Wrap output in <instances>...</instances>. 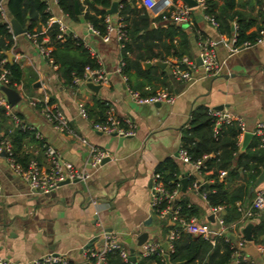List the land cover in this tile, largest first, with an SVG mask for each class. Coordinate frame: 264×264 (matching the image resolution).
Segmentation results:
<instances>
[{
	"label": "crops",
	"instance_id": "1",
	"mask_svg": "<svg viewBox=\"0 0 264 264\" xmlns=\"http://www.w3.org/2000/svg\"><path fill=\"white\" fill-rule=\"evenodd\" d=\"M112 1L117 2V7L118 0H110V3ZM171 1L174 3L179 0ZM259 1L235 0L236 11L256 20L247 33L255 31L256 25L262 27L264 24ZM49 2L50 13L57 14V6L51 0ZM147 14L151 17L149 12ZM191 14L192 20L186 26L180 25L188 34V57L197 58V40L200 37L209 38L214 43L213 52L220 64V72L214 77H205L198 67L193 72L192 80L184 83L167 73L166 65L162 70L170 75L167 78L168 86L162 87L158 82L153 84L156 85L155 89H164L171 94L173 101L158 106L138 105L132 101L125 83L115 71L120 58L115 41L110 39L104 43L98 36L87 33L81 14L77 15L76 20L67 16L63 20L70 32L87 43L90 56L108 73V84L100 86L95 92L84 85L65 83L58 65H50L23 33L13 37L10 48L4 51L5 59L20 66L22 82L14 89L20 99L11 106L12 111L32 127L38 138L55 148L64 161L77 169L90 170V176L84 180V189L79 183L69 182L45 193L35 192L10 170L0 154L1 256L13 264H34L38 257L52 252L65 255L71 264H79L84 262L83 245L91 239L90 246L99 245L98 233L101 229L118 234L130 256L136 253V236L142 232L147 233V240L158 241L165 248L167 233L162 232L159 223L163 220L157 219L149 207L148 182L155 165L167 157L175 161L186 181L187 176L192 174L190 164L180 161L173 153L179 148L181 129L196 106L221 107L224 116L231 120L239 119L243 131L237 138V152L255 150L257 139L252 130L258 121H264V39L249 47H235L231 39L235 22H229L227 33H220L216 25L201 18L195 9ZM154 62L147 63L151 66ZM0 95L4 96L1 91ZM24 95L34 98L46 95L52 99V103L68 120L74 135L53 130L39 110L27 103ZM95 101L111 107L115 118L129 119L134 126V135L118 136L92 130L90 120L77 115L76 104L83 102L84 105L92 106ZM25 109L29 113L27 118L23 116ZM245 133L250 135L244 137ZM79 137L84 138L86 144L81 143ZM88 145L105 150L109 154L108 161L91 169ZM34 146L28 142V151ZM39 161L44 163L42 157ZM263 170L264 167L261 168ZM259 173L249 187V192L253 194L257 189L264 188V180L254 186ZM226 181L224 174L223 182ZM180 195L196 207L197 219L207 221L211 230L216 229L214 219L212 222L207 219L210 215L209 206L198 192L186 184V190H179L176 199ZM246 202L243 200V203H239L242 209L249 207ZM222 213L223 208L220 216ZM256 221V217L243 219L240 216L237 226L233 228V243L239 236L243 238L241 230L247 223L253 227ZM258 245L263 244L251 239L244 240L238 247L246 264H264V256L258 251ZM228 264H234L232 257Z\"/></svg>",
	"mask_w": 264,
	"mask_h": 264
},
{
	"label": "trees",
	"instance_id": "2",
	"mask_svg": "<svg viewBox=\"0 0 264 264\" xmlns=\"http://www.w3.org/2000/svg\"><path fill=\"white\" fill-rule=\"evenodd\" d=\"M203 1L204 13L213 19L220 33H227L229 22H235L234 46L244 41L253 43L258 37V31L264 30L263 24L262 27L256 25L255 31L246 32L248 28L256 24V20L254 17L245 16L236 11L234 9L235 0ZM76 2L79 14L83 8L82 4L85 5V11L81 14L82 19L103 34L105 27L103 17L110 0H82V2L76 0ZM56 5L69 19H77L73 0H56ZM118 6L117 15L121 17L127 38L124 48L120 50V58L123 60L121 74L125 77L126 87L138 92L141 96L154 91L156 87L154 82L167 87V78L170 75H167L165 70L155 65L144 66L148 61H164L167 58H179L183 55L188 57V34L180 25L162 22L160 16L149 17L145 8L137 5V0H118ZM4 7L8 17L24 27L26 33H35L37 40L43 34L49 37V45L52 46L49 56L53 63L58 65L65 83H71L73 76H80L84 66L98 67L94 57L90 56L88 49L83 47L79 40L72 38L69 34L63 42L54 39L57 33L56 24H50L45 33H41V27L45 25L50 16L46 11L44 0H5ZM261 13L264 14L262 11ZM162 23H164L163 26H161ZM151 24L155 26L151 27ZM12 42L11 34L5 24L1 23L0 59L5 58L4 51L10 48ZM124 51L128 54L125 55ZM2 67L7 71L6 87L15 89L22 82L20 66L5 59ZM48 102L53 101L49 99ZM84 106L90 121L101 123L105 120V111L109 107L107 104L95 101L92 106ZM39 107V104L34 106L37 109ZM16 116L20 119L19 114L16 113ZM213 122L214 118L207 114L206 107L200 105L192 109L186 125L181 129L179 149L184 150L190 161H196L205 156L202 160L204 168L200 171L201 173L209 171V174L202 177L211 178L213 182L202 185L198 190L205 192V200L209 207L222 206L221 218L224 225L228 227L231 238L227 237L225 240L223 236H214L211 244L199 237L179 232L177 237L171 241L172 249L165 252L167 263L160 255L153 253L137 259V264H228L235 239L233 228L237 226V221L241 216L236 203H243V200H247V205L252 203L251 198L254 194L249 192V187L264 167V146L258 148V140H256L255 150L238 153L236 142L240 131L235 121L222 124L216 134H213ZM10 127L9 118L5 115L4 108L0 106V139L6 137L9 140L14 161L21 167H25L31 158L40 162L39 159L43 158L44 141L35 136L33 129L13 128L7 132ZM28 142L35 145L33 151H28ZM221 170L225 171L226 183L217 179V174ZM153 172L159 175L160 182L168 191L175 188L182 177L175 161L170 157L158 162ZM193 180V176H187L188 188ZM174 200L179 206L180 215L185 218L198 216L196 207L191 205L183 195ZM152 212L158 219L157 214ZM256 220L251 229V239L264 245L262 240L264 239V207L258 213ZM159 223L162 226V232L167 233L168 228L165 226V221ZM105 264H133V262L122 261L117 254L109 253L106 255Z\"/></svg>",
	"mask_w": 264,
	"mask_h": 264
},
{
	"label": "built area",
	"instance_id": "3",
	"mask_svg": "<svg viewBox=\"0 0 264 264\" xmlns=\"http://www.w3.org/2000/svg\"><path fill=\"white\" fill-rule=\"evenodd\" d=\"M46 4V11L49 13V18L45 25L42 26L41 33H45L47 26L54 23L57 25V33L54 39L63 42L66 35H71L72 38L77 39L81 42L82 46L88 49V45L85 41L80 39L74 33L67 29L64 22V17L66 16L58 7L57 14L52 15L50 13V2L49 0H44ZM53 4L56 5V0H51ZM195 5L193 7H188L181 0L177 2H172L171 0H137V5L143 6L147 13L151 14V17L160 16L162 22L172 23L174 25L187 24L192 20L191 11L195 9L198 15L209 20L213 25H216L211 17L204 13L205 4L203 0H193ZM5 0H0V23L5 24L8 32L11 34V26L9 23V17L6 14L4 7ZM57 6V5H56ZM83 8L81 14L85 11V5L82 4ZM116 12L113 14L105 13L103 21L105 24L104 33L100 34L98 30L87 21L85 23V29L87 33L94 36H98L102 42L107 43L110 39H113L117 45V48L122 50L124 48V42L126 41V35L124 30V24L122 23L121 17L117 15ZM157 8L153 11V8ZM260 11L264 13V0L260 1ZM113 15V17H111ZM24 36L35 46L37 52L50 64L55 65L49 56L52 46L49 45V37L46 34L37 40L35 33L28 34L23 33ZM12 36V35H11ZM14 36H12L13 38ZM232 43L234 45L235 39L232 35ZM264 39V30L258 31V37L254 39L253 43L242 42L240 45L235 47H249L254 44L259 43ZM199 65H196L194 59L189 58L185 55L179 58H167L163 62L167 65L170 70L172 77L178 81L188 83L193 78V72L196 68H201L202 73L205 77H214L220 72V64L216 61L213 52V41L209 38H199L197 40ZM127 55L128 52L124 51ZM5 62V58L0 59V85L6 86L8 79L6 77L7 71L2 67ZM123 66V60L118 59L115 71L121 76L122 81L125 83V77L121 74V67ZM109 81L108 73L100 68H90L84 66L83 71L80 76H73L72 84L75 86H82L86 82H91L93 84H99L100 86L107 85ZM18 85L15 87L17 88ZM127 89V92L132 99V101L138 105H153L155 103H171L173 101V96L169 94L164 89H155L153 92L141 96L138 92ZM23 96V93L20 92ZM27 103L34 107L39 104L38 108L40 114L44 120L50 125V127L55 131H65L70 135H74L73 131L68 126V120L64 114L58 109L54 103L48 102V97L43 95L41 98H34L24 95ZM0 106L4 108L5 115L9 118L10 132L11 129L17 128L20 130L32 129L31 126L24 123L19 119L16 114L12 111L11 106L6 101L5 97L0 95ZM76 113L79 117L87 119V113L83 102H77ZM207 114L214 118L213 122V134H216L220 130V126L224 123L230 121H235L239 131H243L242 122L239 119L231 120L224 116L221 110L214 108H207ZM90 127L92 130L104 133V134H115L118 136H132L134 135V126L129 119L119 120L115 118L112 114V108L108 107L105 111V120L101 123L90 121ZM252 134L256 136L258 140V145L260 147L264 146V121H258L252 130ZM36 137H38L35 134ZM81 143L86 144L84 138L79 137ZM42 156L44 163L37 162L34 158H31L25 167H21L18 163L14 161L13 151L11 144L6 137L0 139V154L4 157L7 166L10 170L17 176H19L28 186V188L35 192L45 193L51 189L58 186V183L67 180L72 182L73 180H82L90 176V170L87 169H77L64 161L60 154L50 145L44 143L42 145ZM89 153V166L91 169H96L102 162L104 158H107L109 154L96 146L88 145ZM176 158L182 162H187L192 168V174L190 176L194 177L193 182L190 185V189L199 193L201 198L205 200V192H199V187L202 185L211 184L213 179L211 178H201L203 175L208 174V171L202 172L203 169L202 160L190 161L183 149H179L176 152ZM225 171L221 170L217 174V179L219 181L223 180ZM180 189V182L176 184L175 188L168 191L164 188L159 180V175L152 172L149 186V207L152 211L157 214V217L165 221L167 226V234L165 240V248L158 241L145 240L140 245L137 246L136 253L134 256L133 264H137V259L147 257L153 253L158 254L164 259V253L172 249L171 241L177 237L179 232L187 233L193 237H199L213 243L214 236H223L225 240L230 237L228 233V227L224 225L223 220L220 216V210L222 206L209 207V214L212 215L214 222L216 223V229L211 230L209 223L207 221H200L195 216L188 218L180 215L179 206L175 204L174 199ZM238 211L241 213V218L247 219L249 217H257L258 213L262 211L264 207V188L257 189L254 192L251 205L246 209H242L239 203H236ZM100 238V243L97 247L88 246L82 249L83 259L86 264H105L106 255L109 253H115L119 256L122 261L130 260V253L124 248L122 241L118 234L112 230L101 229L98 233ZM244 243V240L239 236L238 240L232 244L231 257L234 264L244 263L246 264L245 258L239 253L238 247ZM258 251L264 256V245L257 246ZM69 261L66 259L65 255L59 253L48 252L40 257H38L34 264H68ZM0 264H13L9 259L0 255Z\"/></svg>",
	"mask_w": 264,
	"mask_h": 264
},
{
	"label": "water",
	"instance_id": "4",
	"mask_svg": "<svg viewBox=\"0 0 264 264\" xmlns=\"http://www.w3.org/2000/svg\"><path fill=\"white\" fill-rule=\"evenodd\" d=\"M181 1L184 2L188 7H193L195 5L193 0H181ZM116 5H117V2L116 1H112L109 4L108 8L106 9V13H108V14L115 13L116 12ZM73 7H74V13L76 15H78L79 11H78V6H77L76 0H73ZM156 9L157 8L155 7L152 10L155 11ZM9 23H10V26H11V35L12 36H17V35L22 34V33H24L26 31V29L21 27L18 24V22L16 20H14L13 18L9 19ZM182 25L186 26V24H181V26ZM194 62H195L196 65H199V63H200L199 58L198 57L195 58ZM153 64L156 67H158L159 69H164L166 67L165 62H163V61H155ZM149 65H150V63H146L145 64V66H149ZM166 72L170 73V70L166 69ZM34 86H36V84ZM84 86L87 87L88 89H90L91 91H94V92L97 91L98 88L100 87L99 84H93L91 82H86L84 84ZM0 91L3 93V95L5 96L6 101L8 102V104L10 106H13L20 99L18 93L12 88L6 87L4 85H0ZM153 105H157L158 106L159 103H155ZM213 108L217 109V110L221 109V107H213ZM248 135H250V134L249 133H245L244 137H247ZM173 156L176 157V152L173 153ZM106 161H108V158H104L102 160L101 164L106 162ZM263 180H264V170L259 173L258 177L256 178V180L254 182V186L258 185ZM179 182H180V190H181V192H184L186 190V183H187L186 178L185 177H181ZM67 183H69V182L67 180H64V181L58 183V186L59 185H63V184H67ZM71 183H79L82 188H83V185H84V181H82V180H73ZM149 186H150V180L148 182V187ZM250 190H252V188ZM212 218H213L212 215H209L207 217V219L210 222H212V220H213ZM147 222H149V219L147 220ZM251 229H252V224L251 223H247L242 228L241 233H242V236H243L245 241H251ZM146 239H147V233L146 232L139 233L136 236V245H140ZM92 240L93 239L89 240L85 245H83L82 249H85L86 247H88L91 244ZM129 259H130L131 262H133L134 261V256H130ZM164 259L166 261V256H164ZM79 264H86V263L82 262V263H79Z\"/></svg>",
	"mask_w": 264,
	"mask_h": 264
},
{
	"label": "rangeland",
	"instance_id": "5",
	"mask_svg": "<svg viewBox=\"0 0 264 264\" xmlns=\"http://www.w3.org/2000/svg\"><path fill=\"white\" fill-rule=\"evenodd\" d=\"M23 116L24 117H29V113H28V110L27 109H25L24 111H23ZM29 119V118H28ZM55 147V146H54ZM55 149V148H54ZM203 221V220H202Z\"/></svg>",
	"mask_w": 264,
	"mask_h": 264
}]
</instances>
